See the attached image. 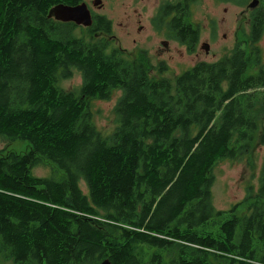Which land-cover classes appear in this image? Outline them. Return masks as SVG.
I'll use <instances>...</instances> for the list:
<instances>
[{
    "label": "trees",
    "instance_id": "obj_1",
    "mask_svg": "<svg viewBox=\"0 0 264 264\" xmlns=\"http://www.w3.org/2000/svg\"><path fill=\"white\" fill-rule=\"evenodd\" d=\"M83 1L0 0V138L30 143L0 150V264H264V162L242 202L213 203L219 162L264 149V15L231 54L151 77L96 24L50 17ZM114 91L105 135L90 102ZM46 163L58 174L33 172Z\"/></svg>",
    "mask_w": 264,
    "mask_h": 264
},
{
    "label": "rangeland",
    "instance_id": "obj_2",
    "mask_svg": "<svg viewBox=\"0 0 264 264\" xmlns=\"http://www.w3.org/2000/svg\"><path fill=\"white\" fill-rule=\"evenodd\" d=\"M85 1L90 8H95L97 12L104 14V17L109 19L112 25L114 24L112 34L118 35L121 37V40L114 42L112 37L103 33L94 34L93 37L96 40L104 39L106 42L109 41V43L113 41L114 46L121 44L126 48V56L129 59H135L140 55H144V62L151 77L159 76V66L163 68V65H165L167 67L165 75L174 77V75L193 67L198 61L205 60L207 62L212 59L217 61L231 54L237 41H239L236 36L238 29L243 28L245 32L249 30L248 21L245 22L244 16L247 17L250 11L255 12L260 9V5L252 4L253 0H249L246 5H238L230 2L221 3L216 0H201L202 7L208 12L207 20L215 21L217 34L220 37L224 33L227 35L226 38H221L225 41L224 43L227 48L225 49L222 44H216L213 47V54L216 56L212 58L209 56L211 50L206 54L199 47L195 53H188L185 50L181 53L175 49L170 52L171 54L165 53L164 59L167 62L160 64L159 61L163 58L157 52H152V49H154V46L159 41V37L152 34L138 36L135 28L140 18L145 25L143 35L151 33L149 31V19L151 20L152 18L151 15L153 14L155 0H102L105 3V8L103 9H98L94 5V0ZM226 8L227 11L225 10ZM192 19L195 22H201L200 25L203 27L201 40H205L208 37L206 35L208 25L206 19L201 14L200 6H194ZM120 23L122 25H119ZM133 38H137L140 42L136 48L134 47ZM219 40L220 38L217 39L218 42ZM259 47L261 48L264 59V32L259 40ZM149 48H151V52H149ZM136 49L141 52H137ZM82 82L83 79L79 70H75L70 78L61 82V85L67 90H76L82 85ZM119 96L120 91H114L107 100L93 99L90 102L89 111L93 121L97 128L105 135L111 134L117 128L118 123L115 105ZM29 146L30 143L26 140L10 141L2 137L0 138V150L23 153L30 149ZM263 162L264 149L260 144L255 146L252 154L245 153L238 159L219 162L214 169V206L218 209H232L238 203L242 202L248 195L250 186H253L255 189L257 188ZM33 172L36 175L51 176L56 173V169L53 164L46 163L37 166L33 169ZM247 204L245 203L241 206L242 210L246 208ZM7 264H14V262L13 260H9Z\"/></svg>",
    "mask_w": 264,
    "mask_h": 264
},
{
    "label": "flooded vegetation",
    "instance_id": "obj_3",
    "mask_svg": "<svg viewBox=\"0 0 264 264\" xmlns=\"http://www.w3.org/2000/svg\"><path fill=\"white\" fill-rule=\"evenodd\" d=\"M221 3H234L233 0H216ZM261 2L258 4L260 5V9L256 10L259 13H262L264 15V0H260ZM235 4V3H234ZM194 6H200L201 7V14L204 16V19L207 21L208 29L206 35L208 37L205 40H201L202 34H203V27L200 25L201 22H195L192 19L193 15V8ZM98 9L105 8V3L101 5V7L96 6ZM89 9L92 13L93 18V24H96L98 27V30L94 32V34L103 33L113 38V41H120L121 37H119L116 34H112L114 30V24H111V31L105 33V31L102 29L104 23L102 21L103 16H105L102 13H99L96 11V9H92L89 6ZM227 11V8L225 9ZM252 10V9H251ZM255 11V12H256ZM255 12H251L247 15V17L244 16L245 22L248 21L249 24V32H245L243 28H239L236 36H237V44L240 43L241 40H249L250 36L254 32V22L252 20V14ZM151 20L149 19V31L151 33H146L143 35L145 30V25L142 23V20L139 18L138 22L135 26L136 32L138 36H145V35H156L159 37V41L156 46H154V49H152V52H157L161 58L159 63L164 64L166 63V59H164L165 53L171 54L170 52L176 50H179L181 53L185 50L188 53H195L196 49L199 47L202 49L203 52L206 54L209 53V56L215 57L214 55V49L213 47L216 44H222L225 49L227 46L225 45V41L221 38H226V34H222L220 37L216 32V24L214 20H207L208 19V12L202 7V1L201 0H155V4L153 7V14L151 15ZM72 23V22H71ZM119 25H122L120 23ZM79 28L83 29L85 27L78 26ZM86 29V28H85ZM264 32V26L262 29L261 37ZM220 38L219 42L217 39ZM109 43V48H115L119 50H123L126 54V48L123 47L121 44L114 46V42ZM149 41V40H148ZM134 47L136 48L138 44L140 43L137 38H133ZM235 45V46H236ZM234 46V48H235ZM139 52L140 50H137ZM141 52V51H140ZM149 52H151V48H149ZM144 53V52H142ZM215 60L207 61V62H214ZM198 62H206L205 60H201ZM196 62V63H198ZM160 67V66H159ZM158 67V68H159Z\"/></svg>",
    "mask_w": 264,
    "mask_h": 264
},
{
    "label": "water",
    "instance_id": "obj_4",
    "mask_svg": "<svg viewBox=\"0 0 264 264\" xmlns=\"http://www.w3.org/2000/svg\"><path fill=\"white\" fill-rule=\"evenodd\" d=\"M259 0H253L252 4L257 5ZM94 4L102 5V0H95ZM50 17L63 22H75L78 25L90 26L93 23L92 13L86 2H82L75 6L58 5L50 12ZM102 264H112L109 260H105Z\"/></svg>",
    "mask_w": 264,
    "mask_h": 264
},
{
    "label": "bare ground",
    "instance_id": "obj_5",
    "mask_svg": "<svg viewBox=\"0 0 264 264\" xmlns=\"http://www.w3.org/2000/svg\"><path fill=\"white\" fill-rule=\"evenodd\" d=\"M57 21H59V22H63L62 20H57ZM105 260H109V259H105ZM105 260H104V261H105ZM104 261H103V262H104ZM109 261H110V260H109ZM103 262H102V263H103ZM110 262H111V261H110ZM102 263H101V264H102ZM111 263H112V262H111Z\"/></svg>",
    "mask_w": 264,
    "mask_h": 264
}]
</instances>
